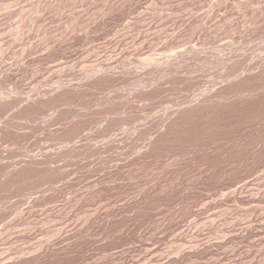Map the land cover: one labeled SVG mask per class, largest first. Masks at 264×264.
Returning a JSON list of instances; mask_svg holds the SVG:
<instances>
[{
	"label": "rangeland",
	"instance_id": "obj_1",
	"mask_svg": "<svg viewBox=\"0 0 264 264\" xmlns=\"http://www.w3.org/2000/svg\"><path fill=\"white\" fill-rule=\"evenodd\" d=\"M0 264H264V0H0Z\"/></svg>",
	"mask_w": 264,
	"mask_h": 264
},
{
	"label": "bare ground",
	"instance_id": "obj_2",
	"mask_svg": "<svg viewBox=\"0 0 264 264\" xmlns=\"http://www.w3.org/2000/svg\"><path fill=\"white\" fill-rule=\"evenodd\" d=\"M248 49V48H247ZM185 50V49H184ZM182 51V50H181ZM176 54V53H175ZM209 54V53H208ZM232 54V53H231ZM247 54V53H246ZM174 55V54H173ZM172 55V56H173ZM190 55H192V54H190ZM198 55V54H197ZM218 55V54H217ZM199 56V55H198ZM197 56V57H198ZM237 56H240V55H237ZM177 57V56H176ZM235 57V56H234ZM248 57H250V56H248ZM168 58V57H167ZM172 58V57H171ZM184 58V57H183ZM186 58V57H185ZM195 58H196V56H195ZM194 58V59H195ZM197 59H199V58H197ZM217 59V58H216ZM238 59H239V57H238ZM237 59V60H238ZM241 59H242V57H241ZM127 60V59H126ZM157 60V59H156ZM193 60V59H192ZM229 60V59H228ZM237 60H236V63L235 64H237ZM168 61H170V59L168 60ZM200 61V60H199ZM239 61H241L240 59H239ZM245 60H243V62H244ZM120 62V61H119ZM152 62H155V60H153ZM151 62V63H152ZM164 62V61H163ZM182 62V61H181ZM186 62V61H185ZM214 62V61H213ZM229 62V61H228ZM234 62V61H233ZM243 62H242V64H243ZM111 63V62H110ZM157 63V62H156ZM162 63V62H161ZM160 63V64H161ZM167 63V62H166ZM180 63V62H179ZM239 63V62H238ZM192 64V63H191ZM228 64V63H227ZM226 64V65H227ZM108 65V64H107ZM180 65V64H179ZM184 65V64H183ZM233 65H234V63H233ZM172 66V65H171ZM178 66V65H177ZM189 66V65H188ZM240 66H242V65H239L238 67H240ZM156 67V66H155ZM225 67V66H224ZM105 68V67H104ZM144 68V67H143ZM165 68V67H164ZM174 68H175V66H174ZM173 68V69H174ZM178 68V67H177ZM176 68V69H177ZM95 69V68H94ZM156 69V68H155ZM159 69V68H158ZM171 69H172V67H171ZM184 69V68H183ZM229 69V68H228ZM232 69V68H231ZM230 69V70H231ZM106 70V69H105ZM118 70H120V69H118ZM161 70V69H160ZM234 70H236V68L234 69ZM149 71V70H148ZM166 71V70H165ZM171 71V70H170ZM224 71H225V69H224ZM232 71V70H231ZM186 72V71H185ZM188 72V71H187ZM238 72V71H237ZM90 73V72H89ZM109 73V72H108ZM131 73V72H130ZM133 73V72H132ZM145 73V72H144ZM149 73V72H148ZM230 73V72H229ZM229 73L228 74H226V75H229ZM231 73H233V72H231ZM84 74H86V73H84ZM91 74V73H90ZM101 74V73H100ZM116 74V73H115ZM150 74H152V73H150ZM163 74V73H162ZM168 74V73H167ZM104 76H105V74H103ZM148 75V74H147ZM156 75V74H155ZM166 75V74H165ZM233 75V74H232ZM74 76V75H73ZM78 76H79V74H78ZM101 76H102V74H101ZM144 76V75H143ZM70 77V76H69ZM75 77V76H74ZM81 77V76H80ZM185 77V76H184ZM197 77V76H196ZM102 78H103V76H102ZM156 78V77H155ZM188 78V77H187ZM78 79H79V77H78ZM81 79V78H80ZM147 79V78H146ZM180 79H182V78H180ZM189 79V78H188ZM176 81V80H175ZM145 83V82H144ZM201 83V82H200ZM163 84V83H162ZM200 85V84H199ZM159 89V88H158ZM35 98V97H34ZM36 99V98H35ZM41 99V98H40ZM23 101V100H22ZM39 101V100H38ZM44 101V100H43ZM88 101V100H87ZM39 102H41V101H39ZM46 102V101H45ZM96 102V101H95ZM30 104V103H29ZM43 104V103H42ZM32 105V104H31ZM34 105V104H33ZM99 105V104H98ZM62 106V105H61ZM197 106V105H196ZM16 107V106H15ZM191 108V107H190ZM189 108V109H190ZM185 110H187V109H185ZM184 109H182V111H185ZM187 112H188V110H187ZM191 112H192V110H191ZM189 114V113H188ZM178 115V114H177ZM181 117V116H180ZM180 119V118H179ZM28 163V162H27ZM31 169V168H30ZM25 170V169H24Z\"/></svg>",
	"mask_w": 264,
	"mask_h": 264
}]
</instances>
